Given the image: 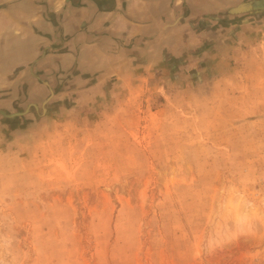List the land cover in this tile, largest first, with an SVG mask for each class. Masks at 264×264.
Instances as JSON below:
<instances>
[{"label": "rangeland", "instance_id": "374dc122", "mask_svg": "<svg viewBox=\"0 0 264 264\" xmlns=\"http://www.w3.org/2000/svg\"><path fill=\"white\" fill-rule=\"evenodd\" d=\"M246 2L191 72L0 77V264H264V7Z\"/></svg>", "mask_w": 264, "mask_h": 264}, {"label": "crops", "instance_id": "0c3cea01", "mask_svg": "<svg viewBox=\"0 0 264 264\" xmlns=\"http://www.w3.org/2000/svg\"><path fill=\"white\" fill-rule=\"evenodd\" d=\"M256 1L246 2L250 7L243 13L262 10L253 11ZM241 2L0 0V77L32 64L43 74L95 73L114 70L123 59L124 67H132L138 56L147 65L168 66L173 59L180 71L191 72L202 60L204 52H194L211 33L210 25ZM207 22L209 27H197Z\"/></svg>", "mask_w": 264, "mask_h": 264}, {"label": "water", "instance_id": "95a60500", "mask_svg": "<svg viewBox=\"0 0 264 264\" xmlns=\"http://www.w3.org/2000/svg\"><path fill=\"white\" fill-rule=\"evenodd\" d=\"M264 7V0L256 1L253 5L252 8H262ZM241 9H247L246 6H243ZM14 115H9L8 117H13Z\"/></svg>", "mask_w": 264, "mask_h": 264}]
</instances>
